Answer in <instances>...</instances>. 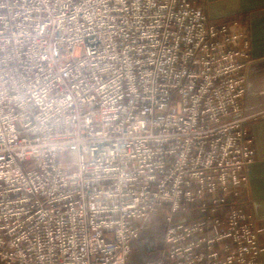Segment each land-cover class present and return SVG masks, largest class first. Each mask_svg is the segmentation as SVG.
Segmentation results:
<instances>
[{
    "label": "built area",
    "instance_id": "1",
    "mask_svg": "<svg viewBox=\"0 0 264 264\" xmlns=\"http://www.w3.org/2000/svg\"><path fill=\"white\" fill-rule=\"evenodd\" d=\"M202 0H0V264H260L238 16Z\"/></svg>",
    "mask_w": 264,
    "mask_h": 264
},
{
    "label": "crops",
    "instance_id": "2",
    "mask_svg": "<svg viewBox=\"0 0 264 264\" xmlns=\"http://www.w3.org/2000/svg\"><path fill=\"white\" fill-rule=\"evenodd\" d=\"M206 13L217 20L238 16L250 31L252 62L247 69V90L243 113L252 115L264 110V0H202ZM255 161L247 170L245 199L255 220L261 248L260 264H264V121L252 124Z\"/></svg>",
    "mask_w": 264,
    "mask_h": 264
},
{
    "label": "rangeland",
    "instance_id": "3",
    "mask_svg": "<svg viewBox=\"0 0 264 264\" xmlns=\"http://www.w3.org/2000/svg\"><path fill=\"white\" fill-rule=\"evenodd\" d=\"M161 216L150 217L143 225L140 237L134 241L133 255L128 259V264H140L154 259L162 245V232H164Z\"/></svg>",
    "mask_w": 264,
    "mask_h": 264
},
{
    "label": "trees",
    "instance_id": "4",
    "mask_svg": "<svg viewBox=\"0 0 264 264\" xmlns=\"http://www.w3.org/2000/svg\"><path fill=\"white\" fill-rule=\"evenodd\" d=\"M161 234H162V239H163V236H164V232H162Z\"/></svg>",
    "mask_w": 264,
    "mask_h": 264
}]
</instances>
